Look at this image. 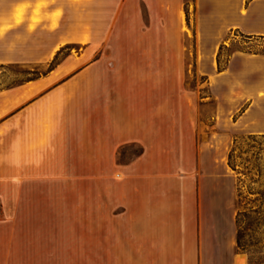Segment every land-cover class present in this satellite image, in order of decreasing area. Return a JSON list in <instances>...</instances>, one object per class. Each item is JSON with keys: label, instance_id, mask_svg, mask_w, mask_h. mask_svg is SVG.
Listing matches in <instances>:
<instances>
[{"label": "crops", "instance_id": "obj_1", "mask_svg": "<svg viewBox=\"0 0 264 264\" xmlns=\"http://www.w3.org/2000/svg\"><path fill=\"white\" fill-rule=\"evenodd\" d=\"M68 1L72 10L15 0L0 12V38L44 28L57 36L46 52L76 47L47 75L0 91V264H226L234 182L218 171V142L199 141L178 77L183 0ZM216 12L200 26L222 43L231 29L264 37V0H217ZM260 73L264 57L239 62L240 76ZM127 146L139 152L121 162Z\"/></svg>", "mask_w": 264, "mask_h": 264}, {"label": "rangeland", "instance_id": "obj_2", "mask_svg": "<svg viewBox=\"0 0 264 264\" xmlns=\"http://www.w3.org/2000/svg\"><path fill=\"white\" fill-rule=\"evenodd\" d=\"M13 1L15 0H0V12L5 11ZM60 1L69 10L73 9L68 0ZM42 5L44 2H38L35 7L33 13L37 17ZM216 5L217 0H183L180 13L182 22L179 23L180 27L178 25L176 37L177 71L178 77L181 76L184 80L183 92L193 110L199 141L213 139L218 142V171L223 169L233 178L235 235L237 211L259 205H245L246 202H242L240 198L241 202L238 203V190L247 195V186L258 188L259 185H264V75L260 73L256 77L244 78L238 74L239 62L243 58L264 57V37H248L231 29L222 43L217 33L206 32V27L202 31V18L213 13L218 14ZM92 9L93 23L103 30L108 23V6L98 5ZM203 21L206 25L210 23L207 18ZM37 22L39 20L33 18L30 29L36 28ZM20 32L22 30H17L15 34ZM45 35L44 28H39L32 37L18 35L0 38V91L19 87L26 81L45 76L67 56H76V47L72 43L57 51L46 52L57 36L52 33ZM104 40V36L95 38L98 49L90 54L89 60L97 57ZM220 72H225L224 77L217 80ZM250 102L253 104V112L246 119L240 118ZM231 148L234 149L232 163L237 165L238 172L228 165ZM138 152L137 147L127 146L120 150L119 160L129 161ZM204 167L205 171H213L214 166L208 164V167ZM258 169L261 170L259 183L250 184L244 174L257 178ZM248 197L253 198L252 195ZM239 232L243 236L242 243H258L248 247L245 252L235 250L232 260H227L226 264H235L237 257H240L242 264H264V223L260 226H247L246 222H241Z\"/></svg>", "mask_w": 264, "mask_h": 264}, {"label": "trees", "instance_id": "obj_3", "mask_svg": "<svg viewBox=\"0 0 264 264\" xmlns=\"http://www.w3.org/2000/svg\"><path fill=\"white\" fill-rule=\"evenodd\" d=\"M221 50V48H220ZM254 139V138H251ZM234 149L231 148L229 154H228V165L233 171H237V165L232 163V155H233ZM248 173H250V170H248ZM257 178L254 176H249L247 174H244L246 177H248V182L250 184H258L260 181L261 177V170H257ZM242 182V180H240ZM247 195H243L242 192L238 190L237 198H238V203L239 201L241 202L240 199H242V202H246L245 205L247 204H256L259 203V205L256 207L250 206V207H244L243 210H239L236 213L235 217V250H240V251H248V247H251L255 244H247V243H242V235L239 232V224L241 222H246L247 226H260L264 223V210H262V207L264 206V185H259L258 188H254L252 186H247ZM253 196V198H249L248 196ZM262 264V262L260 263Z\"/></svg>", "mask_w": 264, "mask_h": 264}]
</instances>
